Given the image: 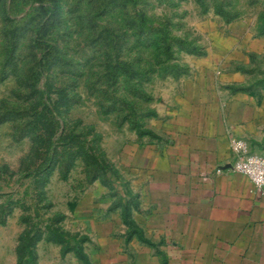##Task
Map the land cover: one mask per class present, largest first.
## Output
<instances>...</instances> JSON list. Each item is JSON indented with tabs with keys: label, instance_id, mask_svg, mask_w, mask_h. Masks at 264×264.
Wrapping results in <instances>:
<instances>
[{
	"label": "rangeland",
	"instance_id": "obj_1",
	"mask_svg": "<svg viewBox=\"0 0 264 264\" xmlns=\"http://www.w3.org/2000/svg\"><path fill=\"white\" fill-rule=\"evenodd\" d=\"M59 3L42 66L41 2L0 0V264H86L77 247L99 250L110 225L129 242L139 227L122 158L159 136L172 86H264V0ZM48 139L53 161L36 172Z\"/></svg>",
	"mask_w": 264,
	"mask_h": 264
},
{
	"label": "crops",
	"instance_id": "obj_2",
	"mask_svg": "<svg viewBox=\"0 0 264 264\" xmlns=\"http://www.w3.org/2000/svg\"><path fill=\"white\" fill-rule=\"evenodd\" d=\"M172 89L159 136L122 158L139 232L125 242L110 225L91 264H264V193L234 169L232 148L241 137L264 154V86Z\"/></svg>",
	"mask_w": 264,
	"mask_h": 264
},
{
	"label": "trees",
	"instance_id": "obj_3",
	"mask_svg": "<svg viewBox=\"0 0 264 264\" xmlns=\"http://www.w3.org/2000/svg\"><path fill=\"white\" fill-rule=\"evenodd\" d=\"M41 2L40 4V8L41 10H43V19L41 21H39L36 30H35V43L37 46H39L40 48L43 49V55L41 57V59H39V61L41 62L42 66H44L46 63L52 64L51 63V58L53 56L54 53H52L53 51H56V45L49 40L46 36L48 35L49 31L52 29L54 22L56 21L55 18V14L57 13L60 3L59 0H51V3L49 5H45L44 2L45 0H39ZM56 10V11H55ZM233 16H229L228 18L231 19ZM122 66L125 65L127 68H130L129 70L133 71V69H131L130 65L125 62L122 61L121 62ZM246 87H241V89H245ZM236 89H240V87H236ZM49 112L52 111V108L49 107L48 108ZM39 117H43L44 118V123L46 124L47 129H51V128H56L57 124L55 122V120L49 116V113L47 112H42L41 114H39ZM8 119L6 115H2V117H0V122L4 121ZM51 132H55L54 130ZM50 144V154L48 156V161L47 158H45V161L42 165H39L35 170H37L36 172H40L43 169L46 168V166L49 165V162L53 161L54 158V154H53V149L55 148V146L57 147V143H55V141H51V139H48ZM46 162V164H45ZM71 161H68L66 164H68L67 168H66V174L67 171L69 169V166ZM144 240H147L146 238H144ZM78 250V254L79 256L87 263V264H91L90 260H89V256L86 252H84L80 247H77ZM36 264V263H35Z\"/></svg>",
	"mask_w": 264,
	"mask_h": 264
},
{
	"label": "built area",
	"instance_id": "obj_4",
	"mask_svg": "<svg viewBox=\"0 0 264 264\" xmlns=\"http://www.w3.org/2000/svg\"><path fill=\"white\" fill-rule=\"evenodd\" d=\"M235 152L233 167L245 174L253 187L264 193V154L253 151L244 138H236L232 142Z\"/></svg>",
	"mask_w": 264,
	"mask_h": 264
}]
</instances>
